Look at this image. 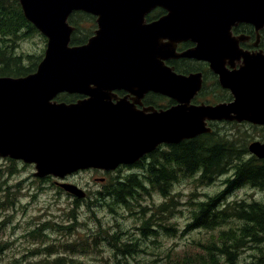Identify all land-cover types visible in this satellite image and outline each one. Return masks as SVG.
<instances>
[{"label":"water","instance_id":"1","mask_svg":"<svg viewBox=\"0 0 264 264\" xmlns=\"http://www.w3.org/2000/svg\"><path fill=\"white\" fill-rule=\"evenodd\" d=\"M18 1L27 21L46 37V46L34 72L20 77L0 76V157L34 164L35 176L63 177L88 167L112 170L121 163L133 162L162 142L177 143L210 132L205 118L264 124V65H257L256 59H247L248 65L232 76L220 75L221 84L229 87L235 97L229 105L192 106L189 98L199 89L200 77L171 76L169 91L179 97L178 105L153 113L140 124L123 125L114 116L117 105L111 102L110 94L114 86L125 84L165 92L164 66L157 50L159 38L164 34V16L145 24L144 16L152 8L169 6L168 2L185 7L223 4L229 7L230 3L212 0ZM246 1L239 10L231 7L234 18L250 16L246 13L250 9ZM257 1L261 3L259 15L264 18V0H255V3ZM75 10L96 16L95 34L80 45H70L73 27L67 19ZM253 15H257L256 10ZM130 46L136 49L130 50ZM146 46L147 54L139 49ZM122 48L130 51L127 60L120 58ZM141 54L147 56L140 57ZM119 62L131 64L127 73L116 72ZM148 63L151 70L148 68L146 72L144 65ZM190 87L187 94L186 89ZM61 92L80 93L88 98L72 103L58 102L55 97ZM248 150L257 158H264V142L253 141ZM62 187L78 197L85 195L74 185L62 184Z\"/></svg>","mask_w":264,"mask_h":264},{"label":"rangeland","instance_id":"2","mask_svg":"<svg viewBox=\"0 0 264 264\" xmlns=\"http://www.w3.org/2000/svg\"><path fill=\"white\" fill-rule=\"evenodd\" d=\"M42 37L35 35L24 40L17 52H41L45 46ZM231 128L233 136L244 140L247 137L248 143L262 135L257 128L248 129V132H244L242 126ZM10 160L0 157V248L3 247L0 264H47L63 253L71 264H164V255L169 250L180 258L207 252L200 243H213L220 233L216 229H184L190 219V201L202 200L219 191L226 175L205 185L194 182L193 178L174 181L171 192L175 211L170 220L176 230L169 236L164 233L165 198L158 188H152L150 195L146 191L138 192L125 206L96 197L74 205L53 179L49 182L37 180L33 176V164ZM92 177L91 173H82L77 180L85 186L87 181L93 183ZM235 200L257 201L264 205V187H238L223 201ZM146 219L149 220L145 229ZM68 226L69 229L64 228ZM156 227L160 234L156 238L145 234L147 237L131 245L135 249L133 252L118 248V237L123 231H141L142 234L137 235L143 236L142 230L153 233L152 228ZM263 248L264 244L248 243L239 251L237 263L252 264L264 258Z\"/></svg>","mask_w":264,"mask_h":264},{"label":"flooded vegetation","instance_id":"3","mask_svg":"<svg viewBox=\"0 0 264 264\" xmlns=\"http://www.w3.org/2000/svg\"><path fill=\"white\" fill-rule=\"evenodd\" d=\"M245 1L212 0L215 3H230L236 10H239L241 4ZM168 3L169 6H156L152 8L144 16L145 24H150L164 16V34H161L159 38L157 50L160 53L158 59L164 66L165 92L160 93L152 89L125 84L114 86V88L112 87L110 90L111 102L117 105L114 116L120 124L124 123L123 125H126L133 122L140 124L149 115L178 105L180 103L178 100L179 97L177 94H171L172 91H169L171 87L168 83L171 76L196 75L200 77V87L189 98L190 105H229L234 102L235 97L229 87L221 84L220 75H225L226 77L232 76L239 69L248 65L246 64L247 59H256L259 63L257 65H260V67L264 65V18L259 15L261 10V3L259 4V1L256 3L255 0L246 1V4L250 6V9L247 8L248 11L246 13H250V16L245 15L246 17L244 18H234L232 6L226 7L223 6L224 4L209 7H185L183 5H170V2ZM255 10L257 13L256 16L253 15ZM68 19L69 21H73L69 23L73 26L71 41L75 39L76 43L74 44H83L88 38L94 35L97 28L95 16L83 11H75L69 15ZM80 29H88L90 31L88 34H84ZM145 48L147 46L139 47L143 52H145ZM148 48L151 49L149 46ZM131 49H136V47L130 46ZM146 54H141L140 57H144ZM130 56L131 54L128 48H122L120 58L127 60ZM130 65L120 64L119 62L116 64L115 70L117 69L116 72L120 74H125L128 72L127 68ZM144 66L146 72H148V68L151 70V63L145 64ZM186 90L187 94L190 93L191 87ZM64 94L69 95V99L64 100L66 103L88 98L87 95L80 93ZM204 121L206 127L211 128L210 132L200 133L183 140L194 139L201 134L212 133H216L217 139L229 140L233 138L231 127L235 125L242 126L244 132H248V129L253 131L254 128H257L262 132V135L254 141L264 142V124H255L245 120L238 122L233 119L205 118ZM172 144L175 143L164 144L162 142L157 144L152 150L144 153L133 162L121 163L112 170L95 167L79 168L71 173L65 174L63 177L46 175L42 178L36 177V179L42 182H49L53 179L55 184L60 185V188L62 184H70L83 188L85 191L84 198H79L75 194L65 190L64 187H62L64 190L61 188L74 205L76 203L89 202L96 197L98 199L103 198L104 202H113L118 206H125L133 201V197L129 194L124 195V191L120 186H126L132 178L140 183V186L134 193L135 195L138 192L140 193V191H146V194L150 195L152 186L148 172L151 168L149 164L152 159V154L153 152L160 154V152L162 153L164 151V147H169ZM245 155L246 157L251 156L249 152ZM156 165L158 167V164ZM82 173H91L93 175V183L90 180L87 181L85 186L82 185L77 180L78 176ZM110 179L113 180L112 185L117 189V192H112L113 194L104 189L109 184L108 181ZM89 184L94 186V188L90 187ZM118 196H121V198H118ZM142 232L144 234L143 236L137 235L138 233L142 234L141 231H129V233L123 231V234L118 237V248L123 250L127 248V245L138 244L143 237L150 236L151 238H156L160 234L157 227L152 228L151 232L153 233H147L144 230ZM2 249L3 247L1 251Z\"/></svg>","mask_w":264,"mask_h":264},{"label":"trees","instance_id":"4","mask_svg":"<svg viewBox=\"0 0 264 264\" xmlns=\"http://www.w3.org/2000/svg\"><path fill=\"white\" fill-rule=\"evenodd\" d=\"M80 31L88 34L90 30ZM35 35L42 36L24 17L18 0H0V76L18 77L36 69L44 48L41 52L33 54L17 52V48L24 40ZM42 41H45L44 37ZM71 43H76L75 39ZM57 99L68 100L69 95L61 94ZM215 134H201L194 139H186L164 147L160 154L157 152L152 154L148 176L152 188H158L164 195V233L169 236H173L171 234L176 230L170 220L175 211V200L171 192L174 181L180 178H193L194 182L205 185L215 181L217 177L226 175L219 191L202 200L190 201L192 205L190 219L184 229L186 231L196 228L216 229L220 233L216 239L211 235L214 242H201L202 249L207 252L195 253L192 257L186 254L180 258L176 252L169 250L164 255V264H238L237 255L241 248L248 243L264 244V205L257 201L235 200L231 203L223 201L238 187H264V159L256 158L254 155L246 157L249 144L247 137L244 140L233 136L232 139L225 140L217 139ZM108 183L104 187L105 191L111 194L117 192L116 187L112 185L113 180L110 179ZM139 186L140 183L131 178L126 186L120 188L124 195L129 194L134 198ZM148 220L143 222L145 229L148 228L146 222ZM64 228L69 229V226ZM73 246L70 248L73 249ZM127 250L133 252L135 249L127 245ZM262 254L264 256V248ZM71 263L64 253L47 261V264ZM260 263H264V258H259L252 264Z\"/></svg>","mask_w":264,"mask_h":264},{"label":"bare ground","instance_id":"5","mask_svg":"<svg viewBox=\"0 0 264 264\" xmlns=\"http://www.w3.org/2000/svg\"><path fill=\"white\" fill-rule=\"evenodd\" d=\"M79 188V187H78ZM81 189V188H80Z\"/></svg>","mask_w":264,"mask_h":264}]
</instances>
